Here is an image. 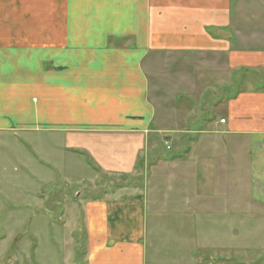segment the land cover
Instances as JSON below:
<instances>
[{
  "label": "crops",
  "instance_id": "crops-1",
  "mask_svg": "<svg viewBox=\"0 0 264 264\" xmlns=\"http://www.w3.org/2000/svg\"><path fill=\"white\" fill-rule=\"evenodd\" d=\"M81 167L80 217L44 187ZM34 198L87 264H264V0H0V207Z\"/></svg>",
  "mask_w": 264,
  "mask_h": 264
},
{
  "label": "rangeland",
  "instance_id": "rangeland-1",
  "mask_svg": "<svg viewBox=\"0 0 264 264\" xmlns=\"http://www.w3.org/2000/svg\"><path fill=\"white\" fill-rule=\"evenodd\" d=\"M174 63L175 61L167 56L146 62V71L151 78L150 97L152 99L159 98L162 94L168 95L170 90L175 88L171 85L173 80L170 79L172 77L170 74L176 69ZM168 136L157 134L153 136V143L163 148L165 140L169 139ZM147 167L151 170V164ZM146 172L145 169H139L134 181L116 180L113 185L115 187L122 184L131 187L138 184L142 186L145 183ZM77 173L81 178L79 182L59 179L58 182L44 187V197L49 198L53 192H60L59 197L55 199L60 200L66 213L75 210L78 215L80 212L81 217L83 201L80 198L85 197L83 186H86L85 182L89 178L90 171L81 167ZM76 193H82V197H77ZM1 200L7 201L3 197ZM54 200L50 202L51 205ZM49 208L50 213H44V207L40 206L35 198L32 199L30 206L2 204L0 207V264H87L85 235L80 224H76L77 219L74 221L75 224L72 223L74 228L72 226L67 228L63 221L66 217L56 212L57 207L53 211H51L53 207L49 206ZM149 232L152 235L151 224ZM159 251L163 253L164 250ZM166 256L168 253L164 251L161 257L166 258Z\"/></svg>",
  "mask_w": 264,
  "mask_h": 264
},
{
  "label": "built area",
  "instance_id": "built-area-1",
  "mask_svg": "<svg viewBox=\"0 0 264 264\" xmlns=\"http://www.w3.org/2000/svg\"><path fill=\"white\" fill-rule=\"evenodd\" d=\"M224 122H225L224 120L221 121V123H224Z\"/></svg>",
  "mask_w": 264,
  "mask_h": 264
}]
</instances>
